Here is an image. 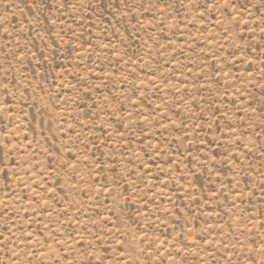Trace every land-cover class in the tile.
<instances>
[{
	"label": "rangeland",
	"instance_id": "rangeland-1",
	"mask_svg": "<svg viewBox=\"0 0 264 264\" xmlns=\"http://www.w3.org/2000/svg\"><path fill=\"white\" fill-rule=\"evenodd\" d=\"M0 19V264H264V0Z\"/></svg>",
	"mask_w": 264,
	"mask_h": 264
},
{
	"label": "snow or ice",
	"instance_id": "snow-or-ice-1",
	"mask_svg": "<svg viewBox=\"0 0 264 264\" xmlns=\"http://www.w3.org/2000/svg\"><path fill=\"white\" fill-rule=\"evenodd\" d=\"M3 23H5V21L3 19H0V24H3ZM4 87L7 88V85L5 84Z\"/></svg>",
	"mask_w": 264,
	"mask_h": 264
}]
</instances>
